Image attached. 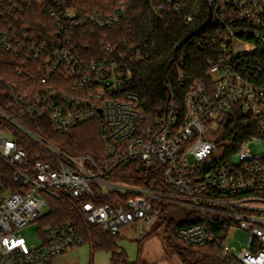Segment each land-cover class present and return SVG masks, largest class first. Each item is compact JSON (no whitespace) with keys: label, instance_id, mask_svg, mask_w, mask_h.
I'll list each match as a JSON object with an SVG mask.
<instances>
[{"label":"built area","instance_id":"obj_1","mask_svg":"<svg viewBox=\"0 0 264 264\" xmlns=\"http://www.w3.org/2000/svg\"><path fill=\"white\" fill-rule=\"evenodd\" d=\"M4 1L0 51L17 74L33 73L37 80L23 82L21 90L0 78V162L12 171L0 169V264H41L84 244L73 221L39 229L40 245L18 233L39 223L50 200L60 198L73 203L86 225L113 234L140 220L151 224L163 204L185 205L200 221L183 225L181 239L195 246L218 240L234 264H264V0H206L205 31L194 40L211 51L206 75L188 85L182 102L171 95L164 114L148 125L124 70L128 54L118 49L89 60L71 35L86 22L101 28L121 23L124 8L85 18L72 10L58 17L53 10L60 34L37 36L30 25L9 21ZM147 1L155 10L182 11L192 0ZM183 17L194 20L192 13ZM128 52L140 53V45ZM187 59L185 52L178 56L167 85L173 78L185 85ZM231 111L245 121L227 140L223 123ZM46 112L58 132L94 120L102 158L69 154L24 120ZM127 164L146 167L145 184L117 180L133 176L118 171ZM108 195L121 199L100 204ZM236 229L246 235L241 250L232 245ZM146 235L142 229L139 241Z\"/></svg>","mask_w":264,"mask_h":264},{"label":"trees","instance_id":"obj_2","mask_svg":"<svg viewBox=\"0 0 264 264\" xmlns=\"http://www.w3.org/2000/svg\"><path fill=\"white\" fill-rule=\"evenodd\" d=\"M5 0L1 5L8 10L9 21L16 23L19 20L22 25H30L33 35H54L59 28L56 17L51 14L53 10L60 17L65 12L72 10L79 18H85L88 14L95 12L112 13L119 7L126 10V17L121 23L112 27L101 28L86 22L81 28L71 32L75 43H79L89 60L101 59L115 56L118 49L127 53L124 60V70L131 78L130 90L139 97V109L146 125L161 117L166 110L169 97L178 93L179 99L183 101V95L188 85L194 80L202 81L206 75V60L211 54L208 47L200 48L194 41L205 31L208 19V6L206 0H192L191 6L177 11L170 7L164 10L154 9L147 0ZM14 4L18 9L14 11ZM194 14V20L187 23L184 14ZM60 34V32L58 33ZM148 39V46L143 43ZM111 48H108V44ZM131 44L140 45L141 52L131 54L128 52ZM113 49V51L111 50ZM185 52L187 54V66L185 85H179L176 78L167 85L173 65L178 56ZM8 54L0 51V78L19 85L22 90L23 82L28 79L35 81V74L19 75L13 66L5 62ZM1 80V79H0ZM2 87V84H0ZM2 89V88H1ZM240 114L229 112L223 123V129L227 140L234 135L236 129H240L242 121ZM246 118V117H245ZM24 120L29 126L49 140L60 146L64 151L72 155L90 154L98 159L102 158L104 144L99 133L96 122L86 121L65 131L54 130L50 115L29 113ZM249 121V120H248ZM135 164L119 167L118 171L129 172L130 175H121L117 180L134 184H145V178L149 171L146 167L136 170ZM0 169L12 174L10 168L0 162ZM143 176H138V175ZM121 197L106 196L99 199V203L114 202ZM176 204H163L160 210L166 211L175 208ZM158 207V205H157ZM163 221L166 235L167 248L175 252L181 258L183 264H234L227 259L219 246L218 240H213L205 245L195 246L181 239L178 230L187 224L200 221V213L192 209L185 222H178L174 217H166ZM73 221L79 227L85 238V243L91 245L93 251L106 250L111 253L112 264H144L141 258V248L136 261L128 259L126 251L118 244L120 233L113 234L98 226H88L80 217L76 207L66 198L50 200L48 214L39 221V229L47 225H57L63 222ZM52 258L44 261L51 264Z\"/></svg>","mask_w":264,"mask_h":264},{"label":"rangeland","instance_id":"obj_3","mask_svg":"<svg viewBox=\"0 0 264 264\" xmlns=\"http://www.w3.org/2000/svg\"><path fill=\"white\" fill-rule=\"evenodd\" d=\"M191 210L185 205H178L164 212L161 209L151 224H144L140 220L135 223L136 226L132 224L123 227L120 230L118 244L122 250L126 251L131 261L137 260L141 248L140 254L144 264H183L179 255L167 248L163 221L166 219L165 216H168L176 218L178 222H185ZM44 212L48 213V208H44ZM142 229L147 231V235L139 241L138 235ZM18 233L26 238L29 245H40L39 223H31L20 229ZM233 235L232 245L241 250L246 243L245 233L236 229ZM51 264H112V261L111 253L100 249L93 251L91 245L85 243L71 251L56 255L52 258Z\"/></svg>","mask_w":264,"mask_h":264},{"label":"water","instance_id":"obj_4","mask_svg":"<svg viewBox=\"0 0 264 264\" xmlns=\"http://www.w3.org/2000/svg\"><path fill=\"white\" fill-rule=\"evenodd\" d=\"M204 26H205V24L202 25V27H204Z\"/></svg>","mask_w":264,"mask_h":264}]
</instances>
